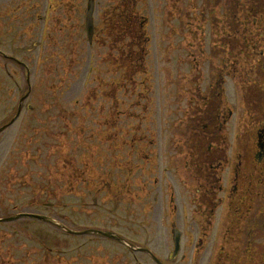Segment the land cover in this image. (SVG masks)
<instances>
[{
    "label": "rangeland",
    "instance_id": "rangeland-1",
    "mask_svg": "<svg viewBox=\"0 0 264 264\" xmlns=\"http://www.w3.org/2000/svg\"><path fill=\"white\" fill-rule=\"evenodd\" d=\"M94 1L95 27L104 18L101 24L105 34L100 41L106 43L104 47L89 45L84 29L71 30V23L66 24V18L63 21L62 7L53 10L50 35L46 41L40 37L42 27L21 28L16 13L0 12V126L13 121L0 132V180H34L35 185H43L45 180L59 179L63 173V198L55 200L50 209L52 213L63 212V231H58L63 234L57 237L63 238V261L52 259L53 264H83L81 261L90 264L92 258L97 264H211L215 253L210 250L211 243L198 255L191 245L202 236L194 229L193 220L198 223L199 219L186 194L185 198L179 195L183 188L178 189V176L170 165L182 160L177 152L179 139H184L187 133H190L188 137L195 134L198 138L204 134V122L194 118L192 107L200 89H210L212 94L218 89L226 106L233 110L223 133L251 127L248 134L252 135L257 122H264L260 119L264 105L251 107L245 98L246 76L248 78L253 73L256 64L259 71H264V0H137L135 6L130 0V4L121 2L129 9L128 23L124 18L118 23L117 18L107 12L114 0ZM76 2L84 8L87 4V0L82 3L81 0H72L68 16H74L79 25L84 26L83 14L87 10L77 8ZM52 3L54 7L58 6L56 0ZM61 4L63 0H60ZM1 8L8 9L5 5ZM62 21L63 42L60 43L61 34L57 32ZM136 24L143 30L138 39L146 46L145 53H140V44L136 45L138 54L133 70L140 71L137 75L124 68L131 60L126 48L130 41L134 44L133 33L129 35ZM113 36L117 37L114 41L122 45V52L115 53L117 65L122 66L120 71L109 69L113 65L107 59L109 40ZM124 53H127L126 57ZM142 56L145 58L140 66ZM208 67L212 78L208 76ZM257 75L259 80L260 75ZM242 76L245 77L244 84L240 80ZM110 86L115 87L118 103L117 119L120 122L116 124V131L121 130L122 122H125V132L142 137L135 140L133 150H122L117 163L131 153L128 168L131 172L126 173L127 180L132 185L147 182L149 188L154 189L147 197L137 193L141 190L139 188H131V196L118 195L115 191L112 198L117 196L120 201L116 203L118 209L109 205L108 194H103L102 199H97L99 193L91 197L87 191L91 171L75 170V167L82 169L81 160L84 159L83 163L87 161L88 152L94 150L97 153L98 148L97 151L92 148L96 142L101 145L90 137L94 132H106L105 127L98 126V119L100 115L108 117L111 99L107 90ZM28 105L33 107L29 110ZM188 108L191 111H187ZM124 110H130L139 121L122 118ZM236 114L242 116L243 122L236 124L233 121ZM54 145L63 149L54 152ZM202 148L205 150L207 145ZM184 165L183 161L181 168ZM99 174L95 172L94 179H99ZM161 181L171 183L169 194L159 195ZM254 181L255 188L261 192V200L264 189L257 187L256 179ZM19 184L28 187L10 183L4 191L7 198L0 202V264H46L37 249L33 231L44 227L54 231L56 226L46 225L44 221L59 224L60 215L55 213L56 220H50L37 214L43 211L39 209L42 207L27 202L33 194L42 201L47 194L45 188H37L41 192L37 194L33 191L36 187L31 184L22 181ZM56 187L60 185H53L52 190ZM154 195L158 196L157 200L153 199ZM259 204L264 205L263 202ZM175 206H178L177 210H174ZM181 206H187L188 215L187 209L184 208L183 213ZM250 207H255V203L249 201L245 210ZM109 209L113 213H109ZM96 211L98 217L91 214ZM230 215L227 214V225L222 227L219 237L229 231L226 228L231 226ZM188 218L190 230L187 235ZM258 218L255 233L240 241L241 264H252V252H257L260 242L264 244V217L259 215ZM32 219L41 222L34 223ZM251 221L254 222V217L248 223ZM174 223L183 231L178 254L174 251L172 239ZM85 226L99 230L81 231ZM139 227L152 234L148 245L157 259L140 255L136 249L130 254L125 244L112 238L113 233L103 232L105 228H114L124 233L131 228L135 238L141 240L143 233L136 230ZM49 238L52 247L54 233ZM248 241L252 247L243 254V246ZM82 244L85 245L81 247ZM59 245L52 247L53 253ZM133 255H138L141 260L133 263ZM13 256H23L27 262L17 263ZM222 262L232 264V257L218 254L217 264Z\"/></svg>",
    "mask_w": 264,
    "mask_h": 264
},
{
    "label": "flooded vegetation",
    "instance_id": "flooded-vegetation-1",
    "mask_svg": "<svg viewBox=\"0 0 264 264\" xmlns=\"http://www.w3.org/2000/svg\"><path fill=\"white\" fill-rule=\"evenodd\" d=\"M56 1L58 4L57 7H54L52 0H18V2L15 0H0V12H2V14H5V12L16 13L19 26L21 28L30 29L31 27H35L39 29L42 27L44 30H40L39 33H41L40 37H43V40L45 41L47 40L48 35H50L49 26L53 21V10L57 11L60 7L63 8V21L66 18V24L67 22L71 23L70 29L72 30L74 28H80L82 30V24L79 25L78 19L72 15L71 17L68 16L69 3H71L72 0H63V4L61 5L60 0ZM133 1L135 6L137 0ZM82 2L83 0H81V3ZM88 4L89 0H87V4L84 8L83 6L81 7L79 3H77V8L86 10ZM2 5H5L8 9L2 10ZM92 5L96 10L95 1ZM112 7L108 8L107 12L111 13L113 17L117 18V21L122 18H126V20H128L129 9L124 4H122L120 0H114ZM85 16L86 14H83L84 22ZM110 19L112 20V18ZM101 20L102 21H99L96 24L93 35L94 41L90 45L97 44L98 47H104L106 44L100 43V41L104 39L105 34L103 33L104 27L101 24V22H104V18ZM63 21L61 23V29L57 32L61 34L60 43L63 42ZM115 38L116 37L113 36L110 39L111 41L108 45L110 51L108 53L107 59L111 61V64L113 65V67H109V69L120 71L122 70V66L120 64L117 65L118 59L115 57V53L122 52V45L116 43V41H114ZM133 42L135 44L133 50L129 51V53L127 52L129 56H131V60L129 61L128 66H124V68H128L127 72L139 74L140 71L137 68L133 70L135 65L134 61L136 60L135 56L138 54L136 45L140 44V53H145L146 46L141 40L138 39L137 36L133 38ZM127 53H124L125 57ZM237 60L238 59H236V62ZM253 69L254 71L251 76H248V78L246 76L245 80V85H247L245 88V98L251 107H253V105H264V71H259L257 69V64ZM27 72L29 74L28 69ZM207 73L208 76L212 78L210 67H208ZM257 74L260 75L259 80L257 79ZM224 75L227 76L228 74L225 73ZM244 78L245 77L242 76L240 79L242 84H244ZM185 88L188 89L189 87ZM107 93L111 99V105L108 107V117L105 115H100L98 119V126L102 125L105 127L106 132H94L90 137L91 140L96 139L99 143H101V145H98L96 142L95 146L92 148H96V151L98 148L97 153L94 150L88 152L87 161L83 163L84 159L81 160L83 166L82 169L75 167V170L82 173L91 171V178L89 181H87L89 184L87 191L89 190L91 197L93 195L96 196V193H99L97 199H102L103 194H108L110 199L109 205H114V208L118 209L119 206H116V203L120 201L118 200L117 196L112 198V195L115 191L118 192V195L131 196L133 194L131 188H139L141 190L137 193L142 194V196L146 195L144 197H147L149 194L154 192V189L149 188L147 182H140L132 185L127 180L126 173L129 174L131 172V170L128 169L131 165V153L129 151V156H126L124 160H120V163H117V158L118 156H121L122 150L126 148L133 150V144L135 140H141L142 137L138 138L135 134H129L124 130H120L118 132L116 131V124H118L120 120L117 119L118 103L115 96V87L110 86V89L107 90ZM19 106L22 105L19 104ZM129 106L132 107L134 105ZM31 107L33 106L28 105L29 110ZM192 107L195 111L194 118L204 122L202 129V133L204 134L198 138L195 134H192L190 137H188V134L190 133H187L184 139H179V147H177V152L179 156L182 157V160H176L174 162V164L177 165L174 168L178 176L176 184H178V189L181 187L183 188L179 195H181L182 198H185L186 194V198L189 200V205L193 208L194 212L197 213L196 218L199 219L198 223L195 219L193 220V223L195 224L194 229L198 232V234L200 233L203 236H198V238L193 241L191 245L194 246L195 253L198 255L204 250L208 243H211L210 250L215 252L214 254L212 253L214 259L211 261V264H217L218 254L222 255L224 253L225 258L227 256L232 257V264H241L240 248H242V245L240 241L243 237L248 238V236H250L252 233H255V224H257L259 221V215L264 217V205L261 206L259 204L262 202L264 203V198L261 200L259 199V193L261 192L255 188L254 181L256 179L257 187H260L262 190L264 189V122H257V128L254 127L252 135L248 134V130L251 127H247V129L239 127L233 129L234 131H232V133H223L227 126V122L230 121L232 117L231 112H233V110L226 106L224 96H221L218 89L215 94L210 93V89L208 91L200 89L192 101ZM187 111H191V109L188 108ZM261 114L262 115L260 119L264 121V111H262ZM121 116L122 118H135L139 121L138 116L130 113V110H124ZM233 121H235L236 124H239V122H243V118L239 114H236V116L233 117ZM11 123H3L0 126V132L6 130L7 126ZM242 131L247 132L244 134ZM84 134H86V132H83V135ZM59 139L62 142L63 135ZM204 144L207 145L205 150L202 148ZM102 146H105V148ZM54 148V152L63 149L62 146L58 147L55 145L53 146V149ZM140 155L142 154L140 153ZM182 161H184L185 165L183 168H180L182 167ZM95 172H98V174L101 172V174H99V179H94ZM11 177H13V175ZM83 177L85 178L84 174ZM20 181L36 187L33 189V191L37 194L41 193L37 188L41 186L45 188L44 193L47 194L45 195V198L42 199V201L41 197L33 194L34 196L29 197L27 202V204H34L35 207H42L39 209H43V211L37 214L43 215L50 220H56L54 217L58 216H55V213H59V224H53L49 221H44L47 222L44 223L46 225L52 224L56 226L54 231L47 230V227H44L39 230H34L33 234L38 244L37 249L39 250V253H42L44 256L42 258L43 262L46 261V264H53L52 259L54 261H63V238H57L60 234H63V232H58L63 231V212H50L51 207H53L52 203H54V201L57 199L61 200L63 198L61 188V186H63V173L59 179L45 180L43 185H35L33 183L34 180L14 178H8L3 181L0 180V202L1 200L7 198V196L4 195V191L7 190L6 187L10 183H13V186L28 187L24 184H19ZM53 185H60V187H56V189L53 191ZM99 186H101V188H99ZM164 188H166V190H164ZM171 188V183H164V181H162L159 185V195L163 196L164 194H169L171 192ZM157 198L158 196H153L154 200H157ZM249 201L255 203V207H250L249 210H245V205ZM181 208L182 211L184 208H186L188 215L189 210L187 206H181ZM177 209L178 206H175L174 210ZM109 211V213H113L111 209H109ZM117 212L118 210L116 212L114 211V213ZM20 213L32 212H19L18 214ZM229 213L231 214V226H227L226 228L229 231L219 237L222 227L227 225V214ZM91 214L98 217V211L91 212ZM83 215L84 214H81V216ZM253 217L254 222L251 221V224H249L248 221L253 220ZM32 220L34 223L41 222V220L37 219ZM124 222L126 223V221ZM187 224L189 226V228H187L188 235L190 230L189 218L187 220ZM245 225H247L246 229ZM127 229L129 232L125 231L122 233L116 231L114 228L113 230L105 228L103 232L113 233L114 236L111 237L115 238V241L125 244L127 246L126 251L130 254L132 249H136L139 250L137 253L140 255H144L146 257L149 255L153 257L151 253L153 251L149 249L148 245V242L152 240L150 238L152 234L146 231L143 227H139L136 230H140L143 233V239L139 240L135 238L134 231L131 228ZM90 230L99 229L96 227L87 226L81 229V231ZM212 230L214 232L213 235L210 236ZM77 231L81 232L80 230ZM51 233H54L55 237V241H52L53 246L57 247V243H60L58 249L55 250V253H53V246H49V235ZM172 233L173 237L178 234L180 236V241H182L183 231H180V228L172 229ZM249 242L250 241H248L247 244H244L242 252L243 254H245V250L249 251L251 249L252 245H250ZM84 245L85 244H82L81 247ZM49 249L51 250L50 252ZM216 249L219 250L216 252ZM256 251L257 252H252L253 257H250V261L252 264H264L263 242H260L257 245ZM34 252L37 251L35 250ZM260 253V260H258V255ZM132 257L133 258L131 259L134 260L133 263L139 262L141 260L138 255H133ZM234 257H236V259H234ZM13 258L16 259L17 263L27 262V259L23 256H13ZM221 259H223V257H221ZM81 262L83 264H88L83 261ZM89 263L97 264V261L92 258L89 260ZM65 264H71V262H65ZM221 264H225V262H222Z\"/></svg>",
    "mask_w": 264,
    "mask_h": 264
},
{
    "label": "bare ground",
    "instance_id": "bare-ground-1",
    "mask_svg": "<svg viewBox=\"0 0 264 264\" xmlns=\"http://www.w3.org/2000/svg\"><path fill=\"white\" fill-rule=\"evenodd\" d=\"M126 2L128 3L129 2V0H126ZM93 16H91V23L89 22V21H85L84 22V26H82L83 28H85V29H88L89 28V25H91L92 23H93ZM92 31H94V30H92ZM182 166H183V161H182ZM185 164V163H184ZM174 166H172V165H170L171 166V169L173 170V171H175V167L177 166L176 164H173ZM181 168V167H180ZM176 172V171H175ZM177 173V172H176ZM163 180V179H162ZM162 182V181H161ZM164 183H166V181H164ZM164 190H166V188H164ZM165 195V194H164ZM172 222H175V221H172ZM173 228H175V229H179L180 227L178 226V225H176V223H174L173 224ZM260 256H261V253L258 255V260H260Z\"/></svg>",
    "mask_w": 264,
    "mask_h": 264
},
{
    "label": "water",
    "instance_id": "water-1",
    "mask_svg": "<svg viewBox=\"0 0 264 264\" xmlns=\"http://www.w3.org/2000/svg\"><path fill=\"white\" fill-rule=\"evenodd\" d=\"M87 21H89L91 23V9H89V11H88V19H87ZM92 30H93V24L89 25V28L87 29L90 39H91V36H92Z\"/></svg>",
    "mask_w": 264,
    "mask_h": 264
},
{
    "label": "trees",
    "instance_id": "trees-1",
    "mask_svg": "<svg viewBox=\"0 0 264 264\" xmlns=\"http://www.w3.org/2000/svg\"><path fill=\"white\" fill-rule=\"evenodd\" d=\"M118 23H122V22H118ZM132 33H133V35H134L133 38H135L136 36L138 37V35H137L136 33H134V32H130V35H129V36H131ZM122 35H126V34H122ZM133 47H134V44L130 41V42L128 43L127 50H128V51H132V50H133Z\"/></svg>",
    "mask_w": 264,
    "mask_h": 264
}]
</instances>
